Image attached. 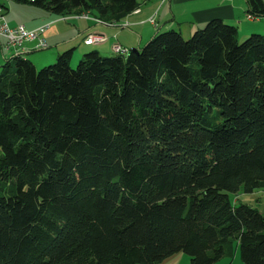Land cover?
Wrapping results in <instances>:
<instances>
[{
  "label": "trees",
  "instance_id": "obj_1",
  "mask_svg": "<svg viewBox=\"0 0 264 264\" xmlns=\"http://www.w3.org/2000/svg\"><path fill=\"white\" fill-rule=\"evenodd\" d=\"M118 21L137 0H19ZM264 15V0H246ZM212 18L137 51L0 65V264H264V33Z\"/></svg>",
  "mask_w": 264,
  "mask_h": 264
},
{
  "label": "crops",
  "instance_id": "obj_2",
  "mask_svg": "<svg viewBox=\"0 0 264 264\" xmlns=\"http://www.w3.org/2000/svg\"><path fill=\"white\" fill-rule=\"evenodd\" d=\"M169 2V12H164V8ZM0 3L4 5L5 11L8 9V3L0 0ZM29 6V5H28ZM35 6V5H33ZM174 7V11L172 10ZM24 7L23 12L29 14L31 19L24 18L23 23H8L11 26H17L23 24L29 30H35L43 25H47L46 30L42 34L48 43L47 53L44 58L35 57V51L39 48L35 46L34 40L24 41L20 46L7 47L5 40L0 38V65L13 55L20 53L25 57L31 59L36 65L38 63H46L47 61L54 59L57 55L70 47H74V54L72 59H78L83 52L95 48L103 54H114V44L117 42L128 48L141 47L144 39H148L151 35L159 30L174 28L179 30L182 34L183 31L190 34L196 28L203 26L208 20L212 18H221L227 22L233 23L237 26L240 37L243 38L251 32H263L264 33V15L256 16L251 20L246 17L247 4L246 0H160L155 7H153L147 16L144 18V22H148L151 28H141L139 33L131 30L130 26H138L143 19L139 18V15L143 13L142 7L138 5V8L127 14L128 25L123 26L117 24H106L98 22L92 18L95 16L92 12H88V16H81L73 12L67 14H56L50 10L42 7H31L27 9ZM176 13L186 14V18L189 20L178 21L179 16ZM154 15L156 18L155 23H150L148 18ZM96 17V16H95ZM6 18V17H5ZM147 18V20H145ZM143 24V23H142ZM143 26V25H141ZM185 26V28H184ZM89 32H95L104 34L106 36L105 41L96 42L92 44L83 43V39ZM124 33V36L122 35ZM126 35L127 39L126 40ZM145 37V38H144ZM261 190V189H260ZM176 253L160 263L157 264H178V258ZM179 256V255H178ZM242 264L235 258H229L221 264Z\"/></svg>",
  "mask_w": 264,
  "mask_h": 264
},
{
  "label": "rangeland",
  "instance_id": "obj_3",
  "mask_svg": "<svg viewBox=\"0 0 264 264\" xmlns=\"http://www.w3.org/2000/svg\"><path fill=\"white\" fill-rule=\"evenodd\" d=\"M2 1H4V3L5 2L8 3V9L5 11V17H6L5 20L7 21V23H9V22L10 23H12V22L23 23L22 20L24 18H28V19L32 18V17H29L28 12L25 13L22 10L24 9V7H28L27 9H32L31 7H35V6H33V4L25 3V2H22V1H19V0H9V1L2 0ZM159 1L160 0H137V2L139 3V6H141L142 10H143V13L139 15V18L143 19L141 21L143 24L139 23L140 25H138V26H134L133 25V26H130L129 28L131 30L137 32V33H139L140 27L141 28L144 27V28H147L149 30L151 28V26H150V24L147 21L144 22V18H145V16H147V12H149L153 7H155L156 4ZM173 9H174V7L172 6V10ZM169 10H170L169 2L167 1V4H166V6L164 8V12L165 11L169 12ZM72 12L75 13V14H78V15H82V14H86V13L88 14V12H78L76 10H74ZM176 14H177V16H179L178 21L189 20L188 18L185 17L186 14H184V13H176ZM88 15H90V14H88ZM126 16L127 15L123 16L122 18H120L118 21H115V22H105L103 20H100V19L96 18L95 16H92V18L95 19L98 22H102V23H106V24H117V25H120V23H123L122 25L126 26V25H128V22H125L127 20V18H128ZM246 17L248 19H251V20L255 19V17L249 18L248 17V13H247ZM145 20H147V18ZM148 21L150 23H155L156 22L155 16L151 15V17L148 18ZM141 25H143V26H141ZM184 28H185V26H184ZM122 33H123L122 35L124 36L125 32H122ZM98 34L102 37V40H100L99 42L105 41L107 39L104 34H100V33H98ZM125 36H126V40H128L127 39L128 35L125 34ZM151 36L148 39H144L143 40L142 46L145 45V43L151 38ZM183 36L185 38H187L189 36V34L186 33V31H183ZM243 39L244 38H241L240 34H239V40H243ZM83 43H84V41H83ZM136 48H138V46ZM47 49H49V48H41V49L39 48V49H37L35 51V57H40L41 56V58H44L46 56ZM55 60H56V57L54 59H51V60L47 61L46 63H41V64L38 63L37 66H38V68H40V67H42L44 65L53 63ZM78 60H79V58L76 59V60L72 59L71 60V65L76 66L77 63H78ZM230 198H231L232 202H234V203H239L240 201L241 202H246V203H248V204H250L252 206L258 207L259 209L264 211V189L254 191L252 193H245L242 190H240L237 194L231 193L230 194ZM177 257L178 258H175V259H178V260H176V261H178V264H190L189 255H187L186 253L179 252V254H177ZM232 257L235 258V260H237V263L239 261L240 263L244 264L242 262V260H241L240 250H239L238 246H234V254H233ZM226 260H228V257H224L221 260L215 262L214 264H221V263H223ZM232 264H236V263H232Z\"/></svg>",
  "mask_w": 264,
  "mask_h": 264
},
{
  "label": "built area",
  "instance_id": "obj_4",
  "mask_svg": "<svg viewBox=\"0 0 264 264\" xmlns=\"http://www.w3.org/2000/svg\"><path fill=\"white\" fill-rule=\"evenodd\" d=\"M81 16H88V14H82ZM248 17L253 18L255 16L248 14ZM46 27L47 25H43L35 30H29L23 24H19L17 26L9 25L5 20L4 5L0 3V38H3L5 40V44L7 47H17L20 46L24 41L31 40H34L36 42L35 46L37 48L41 49L48 47L47 41L42 36L44 31L46 30ZM100 40H102V37L95 32L87 33L83 39L85 44L96 43ZM114 45L123 47L126 54L130 50L128 47L123 46L120 43H116Z\"/></svg>",
  "mask_w": 264,
  "mask_h": 264
},
{
  "label": "bare ground",
  "instance_id": "obj_5",
  "mask_svg": "<svg viewBox=\"0 0 264 264\" xmlns=\"http://www.w3.org/2000/svg\"><path fill=\"white\" fill-rule=\"evenodd\" d=\"M113 50H114V52H116L118 54H126L124 48L121 46L114 45Z\"/></svg>",
  "mask_w": 264,
  "mask_h": 264
},
{
  "label": "water",
  "instance_id": "obj_6",
  "mask_svg": "<svg viewBox=\"0 0 264 264\" xmlns=\"http://www.w3.org/2000/svg\"><path fill=\"white\" fill-rule=\"evenodd\" d=\"M131 49L134 50V51L138 50V48H136V47H131Z\"/></svg>",
  "mask_w": 264,
  "mask_h": 264
}]
</instances>
